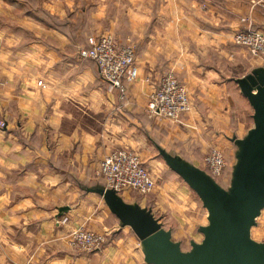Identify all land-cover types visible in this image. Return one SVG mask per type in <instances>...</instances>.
<instances>
[{
    "label": "crops",
    "instance_id": "crops-1",
    "mask_svg": "<svg viewBox=\"0 0 264 264\" xmlns=\"http://www.w3.org/2000/svg\"><path fill=\"white\" fill-rule=\"evenodd\" d=\"M255 1L73 0L57 5L61 21L65 9L73 11L67 25L86 19L75 35L59 29L62 23L53 30L47 18L31 11L28 24L36 25L41 36L56 38V49L46 44L18 48L22 37L0 24V264H149L137 238L128 235L131 229L121 228L100 193L105 188L101 161L114 149L128 148L140 156L149 152L147 165H164L186 184L164 155L202 170L207 147L220 139L234 144L233 139L243 140L254 129L252 120L249 129L244 125L237 136L230 133L223 106L230 114L233 103L253 119L239 81L263 70L264 59L250 55L233 38L248 16L264 31V11L253 8ZM47 5L43 8L51 9ZM0 8H6L3 2ZM106 34L116 45L135 50L139 76L130 88V107L120 102L94 62L79 58V47ZM80 35L84 44L76 46ZM246 67L244 76L235 75ZM170 72L178 74L192 102L191 112L178 124L149 119L145 112ZM230 184L231 177L219 185L227 189ZM186 186L184 194L166 182L153 201L130 200L133 191L119 197L150 213L183 252H190L193 243L202 242L209 215L198 198L202 215L194 224L201 242L183 227L178 233L168 228L170 216L182 221L192 193ZM196 205L193 201L197 210ZM80 228L106 234L103 250H75L70 234Z\"/></svg>",
    "mask_w": 264,
    "mask_h": 264
},
{
    "label": "water",
    "instance_id": "water-1",
    "mask_svg": "<svg viewBox=\"0 0 264 264\" xmlns=\"http://www.w3.org/2000/svg\"><path fill=\"white\" fill-rule=\"evenodd\" d=\"M239 85L254 111V129L243 140H232L237 167L227 189L205 171L164 155L209 215V226L201 230L202 242L193 243L190 252H183L150 213L125 205L114 190L100 191L121 228H130L139 239L149 264H264V246L251 238L264 209V69L254 71Z\"/></svg>",
    "mask_w": 264,
    "mask_h": 264
},
{
    "label": "built area",
    "instance_id": "built-area-1",
    "mask_svg": "<svg viewBox=\"0 0 264 264\" xmlns=\"http://www.w3.org/2000/svg\"><path fill=\"white\" fill-rule=\"evenodd\" d=\"M252 6L264 11V0H256ZM241 21L245 27L234 35V44L245 48L250 55L264 59V31L253 28L252 16ZM79 58L94 62L105 83L112 91L120 94L122 102L126 101L128 87L139 76L132 46H118L112 35H102L92 39L88 47L80 49ZM191 110L189 93L172 72L163 76L147 105V113L151 119H164L173 123L180 122ZM0 127L3 128L4 124ZM205 164L214 179L223 176L226 169L223 152L212 151L206 157ZM100 176L106 189L114 190L118 194L126 191L149 194L154 190L152 176L140 156L128 149L110 152L101 163ZM106 238V234L80 228L71 233L70 244L81 252L93 254L103 250Z\"/></svg>",
    "mask_w": 264,
    "mask_h": 264
},
{
    "label": "rangeland",
    "instance_id": "rangeland-1",
    "mask_svg": "<svg viewBox=\"0 0 264 264\" xmlns=\"http://www.w3.org/2000/svg\"><path fill=\"white\" fill-rule=\"evenodd\" d=\"M72 1L73 0H1L0 2H3V5L6 8H0V24L4 27L9 26L10 30H12L13 33L20 35L22 37L20 42L17 41V45H18L17 47L18 48L24 49V46L45 45L46 44L48 47L56 49V48H59L60 43L56 40V38H54L52 36H41L39 31H37L35 29L36 25L30 26L28 24L29 23L28 22V18H29L28 14L32 11V13L33 12L36 13V16L38 15L37 17H39V18L40 17L47 18L48 21L53 25V28H52L53 30H57V24L62 23L63 25L60 24L61 26L59 25V29L61 28L62 30H64V28H67L69 33H74V35H75L79 29L83 28V25L86 22V19L79 18L76 21V24H77L76 26H73L74 24L72 22H70V25H67L66 23H68V19H69L68 15L73 12V11L71 12L67 9H65V12H64V16L66 18L62 19L63 21H61L57 17L58 16L57 5H59V7H60V4H64L66 6L67 2H69L71 4ZM14 3H17V5L15 6ZM45 5L51 7V9H44L43 7ZM45 8H46V6H45ZM27 16H28V18H27ZM37 26H38V24H37ZM253 28L255 30H259L254 25H253ZM84 41H85V36L80 35V36L75 38L74 44L76 46L77 45H83ZM67 48H69V47H67ZM82 48L83 47H79V50ZM69 49H72V47ZM224 67H225L226 72H227L226 74H229L230 71L227 68L226 64L224 65ZM248 70H249V67H246L245 69L242 68L240 71L237 69V71H235V75L242 77L248 72ZM174 74L178 77V74H176V73H174ZM130 88H131V85L128 87V90L126 92L127 96H126L125 102H122L120 99V97H121L120 94L117 91H114V93H116V96L118 97L120 102L122 104L128 106V107H130V105H131V103L129 102V99L131 96L130 95V93H131ZM226 94L227 93H225L224 95H226ZM228 94H231V92H229ZM226 99L230 100V98H226ZM230 101H232V100H230ZM230 101H229V103H230ZM223 108L226 109L224 111L225 114L229 115V117L226 118V120H227V123H229L228 130L230 133L237 136V132L239 131L240 127L245 125V127H247V129H249L251 127V125H253V121H252L253 119L252 118L250 119L249 114H246L244 111H242L241 107L235 106L232 103V105L229 107L230 108V114L228 111V106L224 105ZM145 112L147 113V108H146ZM147 115H148V113H147ZM149 119H151V118L149 117ZM178 123H176V124H178ZM245 131L243 130V133L241 135H243L245 133ZM217 141H219V142H215L214 144H212L206 148L207 151H206V154L204 155V160H206V157L214 150H219V151L223 152L225 160H226V169H225V172H224L222 177L215 179L219 182V184H221L222 181L226 182L227 180H230L232 173H234V168L237 167V165H236L237 148H236V146H234V144L226 143L222 139L217 140ZM126 149H128V148H126ZM141 149H143V148L141 147ZM114 150H118V149H114ZM128 150L133 151L131 149H128ZM133 152L138 153L136 151H133ZM138 155H139V153H138ZM152 155L153 154H149V152L144 153L141 155L142 156L141 159H143V161L146 163L147 160ZM106 156L107 155H105L103 157V159ZM103 159H102V161H103ZM102 161H101V163H102ZM145 166L148 169V171L150 172L152 179L154 181V190L149 194H140L137 192H131L132 198L130 200L136 199L139 201L140 199L149 198V199H152V201H153L156 197V194H155L156 189L161 188L163 186V184L166 182L167 183L172 182L176 188H178V185H183V186L178 188L179 191L181 189H183L185 192L184 194H186V192L188 193V189H187L186 184H183V182H181V180L178 178V176L173 174L171 171L167 170V168L164 165L152 166V165H147V163H146ZM202 168H203L202 169L203 171L209 173L206 165H202ZM191 191H192V193L189 192L191 195L189 196L188 201L185 202L187 205H183V210H182L183 214L181 216L182 221L180 219L173 218L172 216H170L169 220H168V228H170L171 230H174L176 233H178V231L183 227L185 230L189 231L190 236H193L195 239H198L199 242H201L202 236H199L197 231H196L197 225L194 224V223H196L194 221V219H196L197 217H200L202 215V212H201V214L198 212L199 209L202 210V206H201L202 204L200 205L201 202L199 203V199H198L199 197L196 195V193L192 189H191ZM193 201L195 203H197V205H196L197 210H196V208L195 209L192 208ZM153 204H155V202ZM188 206H189V208H188ZM185 221H187V222H185ZM110 235H112V234H110ZM128 235L135 236V234L133 232L128 233ZM251 238L253 239L254 242L264 246V209L258 215V217L256 219V223L251 230ZM107 240H108V236L106 238V242H105L104 246L107 244ZM137 241L139 244L140 242H139L138 238H137ZM73 248L75 250L81 252L80 250L76 249L75 247H73ZM185 248H186V246H185ZM186 249H188V248H186ZM81 253H84V252H81ZM85 254H88V253H85Z\"/></svg>",
    "mask_w": 264,
    "mask_h": 264
}]
</instances>
